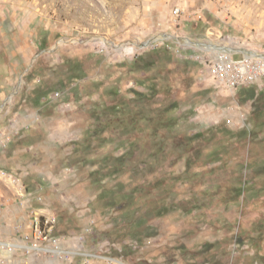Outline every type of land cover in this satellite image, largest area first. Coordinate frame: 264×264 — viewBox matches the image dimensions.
Here are the masks:
<instances>
[{"label":"rangeland","instance_id":"374dc122","mask_svg":"<svg viewBox=\"0 0 264 264\" xmlns=\"http://www.w3.org/2000/svg\"><path fill=\"white\" fill-rule=\"evenodd\" d=\"M223 54L264 56V0H0V204L86 264H264V78Z\"/></svg>","mask_w":264,"mask_h":264},{"label":"built area","instance_id":"2783aa9c","mask_svg":"<svg viewBox=\"0 0 264 264\" xmlns=\"http://www.w3.org/2000/svg\"><path fill=\"white\" fill-rule=\"evenodd\" d=\"M175 12L178 13L179 9ZM201 58L198 57L197 60L199 61ZM206 60L204 59V62ZM210 67L211 75L217 82L232 88L260 85L264 78V56L258 54H246L240 58L223 54L214 64L210 62ZM3 177L8 178L16 187L20 184L18 178L10 177L5 172ZM22 197L25 200H21L19 204L23 208L29 209L28 212L32 214V217L26 215L23 222L14 224L15 234H20V241L17 239L6 240L0 233V251L6 249L8 253L15 255L22 250L29 257L39 254V252L57 253L63 262L66 261L64 264H73L74 256L81 254L84 256L82 264H86L89 254L64 249L61 240L52 237L56 217L50 218L48 215H43L41 210H39L41 214H38L39 211L32 206L31 198L25 195V191L24 193L20 192L18 198ZM6 207L5 204H0V218L5 213ZM47 241L49 244H45Z\"/></svg>","mask_w":264,"mask_h":264},{"label":"crops","instance_id":"0c3cea01","mask_svg":"<svg viewBox=\"0 0 264 264\" xmlns=\"http://www.w3.org/2000/svg\"><path fill=\"white\" fill-rule=\"evenodd\" d=\"M15 199H16V197L14 198V197L9 196V197L4 198V200L2 202V203H5V205L7 206L6 210H5V213L0 218V229L5 227L6 230L4 231V234L8 235V237H6L4 235L5 238H9V237H11V236H13L15 234L14 224L16 223V221H19V220L21 222H23L24 219H25V216H26L25 215L26 213L24 212L25 209L22 208ZM16 214H19L20 217H17ZM17 236L19 238H17ZM13 239H17V240L20 241V239H21L20 234L14 236ZM30 257H28L27 259L25 258V259H22V260H18V258H14V256H11V258L12 259L14 258V260H10L9 259V260L6 261V264H30L31 259H32Z\"/></svg>","mask_w":264,"mask_h":264},{"label":"trees","instance_id":"16d2710c","mask_svg":"<svg viewBox=\"0 0 264 264\" xmlns=\"http://www.w3.org/2000/svg\"><path fill=\"white\" fill-rule=\"evenodd\" d=\"M160 51H155V50H153L152 52H151V54H153V55H160ZM163 53H164V55H168V53L166 52V51H163Z\"/></svg>","mask_w":264,"mask_h":264}]
</instances>
